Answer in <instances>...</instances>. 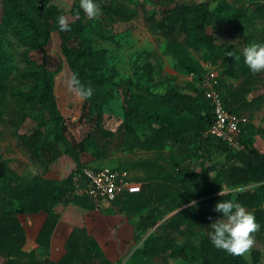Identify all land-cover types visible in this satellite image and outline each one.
Here are the masks:
<instances>
[{"label": "trees", "instance_id": "16d2710c", "mask_svg": "<svg viewBox=\"0 0 264 264\" xmlns=\"http://www.w3.org/2000/svg\"><path fill=\"white\" fill-rule=\"evenodd\" d=\"M0 2V116L8 111V121L14 127L29 120V127L17 133V142L37 168L30 178L10 186L6 182L10 169L0 158V255L5 264H120V260L106 256L87 227L85 215L98 207L86 194L77 192L75 183L78 176L80 186L85 184L82 169L90 161L84 154L91 160L113 155L118 130L105 127L103 119L114 88L123 95L121 147L153 154L117 163V169L129 170L130 165L142 172L132 177L141 183V189L115 198L107 208H98L104 213L125 214L133 224V238L125 242L123 253L155 227L131 253L132 259L161 258V264H168L169 257H182L188 264H258V250L248 260L215 248L208 236L212 231L209 225L223 218L214 211L215 204L235 200L255 214L260 224L256 238H264V185L233 191L264 181V127L252 119L264 97H248L256 74L244 64L242 50L233 43L217 42L214 32L217 27L233 29L248 21L246 10H229L225 0L215 10L208 1L140 0L132 6L124 0H94L102 12L89 19L80 8V0H72L74 19L68 21L69 31H61L58 17L63 10L50 0ZM140 12L151 32L179 47L177 65L192 76L183 88L168 80L162 92L154 91L151 80L155 66L150 62L134 78L119 82L104 71L106 56L95 48L88 32L107 38L108 27L132 21ZM52 31L59 34L71 74H77L94 90L92 98L85 101L93 125L76 142L67 136L65 118L58 107L56 71L47 66L46 57L38 62L30 54L49 42ZM11 36L23 48L19 53L23 66L14 63ZM229 51L240 54V61L226 55ZM155 61L161 65L160 58ZM203 62L218 67V85L227 109L248 118L241 124L245 144L241 150L231 149L217 136L204 135L214 114L204 90L197 85L205 70ZM256 137L261 138V148L255 145ZM221 188H228L229 194L218 195ZM190 201H196V206H188ZM57 205H62L60 212ZM38 213L46 215L35 237L38 247L50 248L61 220L71 225L63 242L64 252L56 260L49 255L39 257L35 248H24L26 230L19 215Z\"/></svg>", "mask_w": 264, "mask_h": 264}, {"label": "rangeland", "instance_id": "374dc122", "mask_svg": "<svg viewBox=\"0 0 264 264\" xmlns=\"http://www.w3.org/2000/svg\"><path fill=\"white\" fill-rule=\"evenodd\" d=\"M124 1L129 5L136 6L140 0ZM181 1H208L211 9L215 10L218 9L219 2L222 0ZM225 1L229 5V10L235 8L245 9L250 19L241 22L233 29L217 27L214 31L217 42L233 43L240 50H243L245 46L254 42L264 43V0ZM50 3L61 8L63 10V16H65L68 21L74 19V16L70 12L72 0H50ZM101 12L100 9V14ZM100 14L96 17H99ZM1 17L2 4L0 2V18ZM105 31L108 35L107 38L96 37L92 32H88V35L95 48L104 52L107 59L104 71L110 76L112 81L119 82L121 80L134 78L136 74L141 73L142 66L146 62H150L155 66L151 80V83H153L152 89L154 91H163L168 80H171L172 83L182 88L185 86L186 81L189 80V77L177 65L179 47L166 40L160 34L151 32L147 28L141 12L132 21L115 23ZM10 41L13 43L10 49L14 56L15 65L18 67L23 66V62L19 55L23 48L16 43L12 36L10 37ZM191 53L199 57V53L195 51H191ZM30 54L32 58L38 62H42L43 58L46 57L47 66L56 71L54 92L58 107L65 118L66 133L69 139L74 142L78 141L88 132L93 125V121L87 115L88 110L86 102L84 101L81 103L77 101L66 88V78L71 75V72L67 66L65 56L61 52V40L58 32L52 31L49 42L42 49L31 50ZM157 58L161 59L160 66L155 61ZM256 76L253 90L248 95L249 98L260 94L264 97V73H257ZM8 118V111L0 116V158L5 161L6 166L10 169L8 173L9 178L6 182H9L10 186H14L34 175L37 172V168L29 160L26 152L17 142V133L23 132L29 127V120L27 119L24 121L19 127H14L9 123ZM123 118V95L120 89L114 88L109 102L104 107L103 125L109 129L118 130V135L113 141V155L110 156L112 164H107V166L115 167L117 163H127L130 160L148 158L153 155L150 152L130 151L121 147L120 139L123 135V130L119 127ZM252 119L255 125L264 127V101L259 109L254 112ZM255 145L261 148L260 137H256ZM60 148L63 149L61 144ZM84 156L86 161H91L88 154H84ZM127 166L129 167L128 171L131 173L132 177L133 175H141L142 172H137L135 169L131 168L130 165ZM11 177H13L14 180H12ZM1 183H3V181ZM252 184L254 183H250L244 187L247 188V186ZM61 209L62 205H57L56 211L60 212ZM170 213L165 214L164 219H166ZM19 219L26 230L25 249L31 250L35 248L39 257L49 255L53 260L61 256L60 254L63 252V242L68 234L69 226L59 222L56 227V232L59 234L60 243L50 246L49 249H44L37 246L34 237L37 231V225L42 222V215L39 213L34 215L20 214ZM164 219H161L159 223ZM154 228L155 227L149 229L144 234L143 238H145L148 232L154 230ZM142 239L137 241L127 252H122L121 254L117 253L118 255L115 256L113 260H120V264H129L131 262L134 264H161V258L136 257L132 259L130 257L134 249L140 245ZM113 240L115 241L114 238ZM254 250H258L260 253L258 264H264V238H256L255 247L244 256L248 260H252V252ZM105 254L107 255V252H105ZM167 260L168 264H188L182 257H169ZM0 264H5V258L1 255Z\"/></svg>", "mask_w": 264, "mask_h": 264}, {"label": "clouds", "instance_id": "9594fccd", "mask_svg": "<svg viewBox=\"0 0 264 264\" xmlns=\"http://www.w3.org/2000/svg\"><path fill=\"white\" fill-rule=\"evenodd\" d=\"M80 8L89 19L100 14V7L94 0H80ZM61 31H69L68 20L65 16L58 17ZM229 57L239 62L241 55L229 51ZM243 62L250 73H264V43H251L242 50ZM66 88L79 102L92 98L94 90L90 84L85 85L73 73L66 78ZM264 181L249 185L247 187H259ZM233 191L243 192L245 187H238ZM229 194L228 188H221L218 195L224 197ZM190 207L196 206V201H190ZM214 211L223 214V218L216 219L209 227L212 231L208 233L212 245L228 254L243 256L248 254L256 245V233L260 231V224L256 221L255 214L235 200H222L217 202ZM211 219V217H209Z\"/></svg>", "mask_w": 264, "mask_h": 264}, {"label": "built area", "instance_id": "2783aa9c", "mask_svg": "<svg viewBox=\"0 0 264 264\" xmlns=\"http://www.w3.org/2000/svg\"><path fill=\"white\" fill-rule=\"evenodd\" d=\"M205 70L199 78L197 85L204 90L214 114L212 124L205 130L204 135H212L221 138L233 150L245 148L241 141V124L248 121L246 115L236 114L225 106L218 85V67L211 63L203 62ZM192 78L191 75L188 76ZM85 184L81 187L78 176L75 177L76 187L100 203L102 200L111 202L124 193L138 192L141 183L132 179L128 170L117 169L114 166L85 165L82 169Z\"/></svg>", "mask_w": 264, "mask_h": 264}, {"label": "crops", "instance_id": "0c3cea01", "mask_svg": "<svg viewBox=\"0 0 264 264\" xmlns=\"http://www.w3.org/2000/svg\"><path fill=\"white\" fill-rule=\"evenodd\" d=\"M110 160H111L110 157L104 158V159L91 160L89 162V165L96 167V166L112 164ZM77 192L87 195V193H85V191L81 189H78ZM88 198L98 208H107L110 206L109 205L110 202L108 201L105 202V200H102L100 203L96 204L94 200L91 199L89 196ZM98 208H95L89 211L85 215V221H86L87 227L93 232L94 237L96 238L98 243H100L99 245H101V247L103 248L104 253L107 252L106 256L110 258L111 260H113L115 256H117L118 254H121L124 251L125 242L133 238L134 227L125 214L118 213V212L104 213V212H101L100 209ZM39 214L42 215V222L39 225H37V228H36L37 231L35 232L34 237H36L46 217L44 213H39ZM60 222H62V224H66L67 226H69V230L71 229V225L68 224L67 222H64L62 220ZM58 235L59 234L55 230V236L53 235L52 237L51 246L54 244L60 243ZM113 238L115 239V241L113 240ZM63 252H64V247H63ZM63 252L60 255H62ZM113 252H116V253H113Z\"/></svg>", "mask_w": 264, "mask_h": 264}, {"label": "water", "instance_id": "95a60500", "mask_svg": "<svg viewBox=\"0 0 264 264\" xmlns=\"http://www.w3.org/2000/svg\"><path fill=\"white\" fill-rule=\"evenodd\" d=\"M176 211H177V210L171 212L167 217H170V216H171L172 214H174ZM167 217H166V218H167ZM148 233H149V232H148ZM148 233H147V234H148ZM145 237H146V236H145Z\"/></svg>", "mask_w": 264, "mask_h": 264}]
</instances>
